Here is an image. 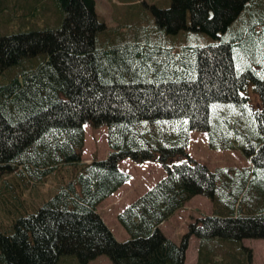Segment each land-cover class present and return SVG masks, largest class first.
I'll return each instance as SVG.
<instances>
[{
  "label": "trees",
  "instance_id": "1",
  "mask_svg": "<svg viewBox=\"0 0 264 264\" xmlns=\"http://www.w3.org/2000/svg\"><path fill=\"white\" fill-rule=\"evenodd\" d=\"M251 2L171 0L154 12L168 32L192 27L218 36L236 19L246 21ZM48 11L54 23L40 15ZM0 17L4 29L18 19L31 27L0 32V177L16 171L41 181L63 165L73 168L52 196L13 219L11 230L0 229V264H75L68 256L89 264L101 254L113 264H185L192 235L200 238L197 264H253L243 239L264 238V210L241 204L236 214L233 205L261 181L249 169L222 177L237 168L213 171L186 146L190 130L208 131L211 146L238 145L253 173H264V69L243 68L253 58L241 57L259 40L252 35L261 22L207 46L100 47L97 35L107 25L96 0H0ZM253 57L264 60V50ZM250 81L259 108L241 112L237 106L254 105L245 93ZM85 123L108 125L105 158L82 160ZM124 157L160 161L166 175L118 213L130 235L119 241L97 206L130 178L119 167ZM228 189L226 214L198 217L179 243L162 231L193 196L216 201Z\"/></svg>",
  "mask_w": 264,
  "mask_h": 264
},
{
  "label": "rangeland",
  "instance_id": "2",
  "mask_svg": "<svg viewBox=\"0 0 264 264\" xmlns=\"http://www.w3.org/2000/svg\"><path fill=\"white\" fill-rule=\"evenodd\" d=\"M170 4L171 0H96L97 12L107 25L97 35V46H117L129 43H159L167 46H207L224 41H231L238 34L239 29L246 30L252 23L259 21L261 23L257 26V35H252L259 40H251L252 42L248 46L249 51L241 55L242 58L248 57L249 59L253 58V60L250 59L248 66L243 63L242 67L264 69V60L253 57L255 54H258L260 49L264 50V0H252L249 4L252 12L246 21H239L245 18L236 19L226 31L219 32L218 36H213L201 30H195L192 27L182 28L175 33L168 32L165 25H159L154 8H167ZM16 15H20L18 18H23L21 8H18V14ZM40 15L49 17L52 20L51 23H54V19L51 18L53 14L50 11ZM22 20H12V22L8 23L7 29L0 26V32L7 30V33H9L16 30L30 29L31 27L26 28L24 26ZM186 21L187 25L190 26V13H188ZM1 22L2 19L0 17V25L2 24ZM46 25L43 24L34 28H42ZM59 25H61V22H58ZM259 35L263 38H259ZM249 53L250 56L248 55ZM8 80L6 79L2 82L6 83ZM253 84L252 81L248 83L245 93L251 98L254 105H247L246 108L248 111L244 107L237 106L241 112L244 110L246 113H250L259 108V97ZM160 126L155 125L154 129L158 130ZM84 128L86 139L83 159L85 158L87 161L94 156L99 159L105 158L110 151L108 125L103 123L94 126L86 123L84 124ZM209 140V132L193 129L190 132V139L186 150L194 155L193 157L198 159V161L208 164L212 169H217L219 159L232 155L230 152L220 154V150L217 149L218 151H215L211 149ZM220 142L225 141L220 140ZM238 154L240 159L245 158L243 153ZM118 163L120 169L128 172L131 177L118 190L100 202L97 210L113 231L116 236L115 238L122 241L128 239L130 235L118 220V213L163 178L166 175V169L160 161L155 160L136 161L131 157H124ZM246 163L247 159L244 161V164ZM72 169V165H63L56 173L54 172L45 180L41 181L32 180L26 173H24V177L16 171L2 175L0 177V228L11 230L13 219H16L21 214L35 210L44 200L52 196L60 185L72 176ZM60 171L61 173L63 172L64 177H60L62 176V174H59ZM198 196L203 195H196L195 197ZM207 203L205 198L199 201L191 199L189 203H186L184 208L176 210L161 223L160 227L162 231L169 238L179 243L183 234L188 230L189 223L202 215L201 211ZM247 242L251 244L249 240ZM259 247L260 250H264V243L260 244ZM195 248L196 246L192 244L189 253L193 254L196 251ZM68 260L78 264L73 256H68ZM192 261L193 259L190 260L189 255V260L186 264H191ZM89 264L113 263L107 255L101 254L91 260Z\"/></svg>",
  "mask_w": 264,
  "mask_h": 264
},
{
  "label": "crops",
  "instance_id": "3",
  "mask_svg": "<svg viewBox=\"0 0 264 264\" xmlns=\"http://www.w3.org/2000/svg\"><path fill=\"white\" fill-rule=\"evenodd\" d=\"M219 167V166H218ZM232 177V175H229ZM224 177V176H223ZM251 179H256L258 181H261V184L258 186H255L252 188V191L249 192V194H247L246 198L242 201L241 198H238V200L236 202H234V213H238L237 212V207L241 204H243V207L250 211H258L257 213L261 212L260 210L263 209L264 210V182H262L264 180V173L258 172V174L255 172L254 176ZM224 181H221V184ZM222 191V190H221ZM220 191L219 193V199L216 201H213L209 198H207L206 196H198V197H193L192 199H196L197 201H199L202 198H205L207 200V205L204 206V209L201 211L202 214H206V215H224L227 213V205L230 206V203L227 202V195L230 198V194H229V189L228 190H223L222 192ZM221 199V200H220ZM264 212V211H263ZM256 213V214H257ZM247 240L250 241L251 244H249L247 242ZM264 243V239H249L246 238L244 239V244L247 246H250L253 248L254 251V264H264V250H260L259 245ZM195 245V243H194ZM193 258L195 260H197V253L195 255H193Z\"/></svg>",
  "mask_w": 264,
  "mask_h": 264
}]
</instances>
